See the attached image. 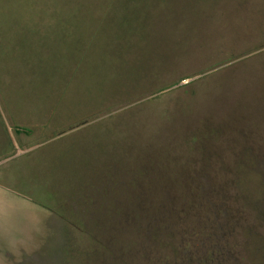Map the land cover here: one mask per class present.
I'll return each mask as SVG.
<instances>
[{
  "label": "rangeland",
  "instance_id": "1",
  "mask_svg": "<svg viewBox=\"0 0 264 264\" xmlns=\"http://www.w3.org/2000/svg\"><path fill=\"white\" fill-rule=\"evenodd\" d=\"M248 146L264 0H0V264H264Z\"/></svg>",
  "mask_w": 264,
  "mask_h": 264
},
{
  "label": "trees",
  "instance_id": "2",
  "mask_svg": "<svg viewBox=\"0 0 264 264\" xmlns=\"http://www.w3.org/2000/svg\"><path fill=\"white\" fill-rule=\"evenodd\" d=\"M16 133L18 134V130H16ZM248 149H250V147L248 146ZM246 155H241L239 156V163L240 165L243 163V159H240L241 157H247L249 158L252 162H253V166L255 168V172H256V175L260 178L262 184L264 185V156H261L260 154L258 153H255V152H252V150H248L247 153H245ZM264 203V189H263V195H262V198L261 200L259 201V205H262ZM243 210L245 211V207L243 208ZM218 219H216L215 221H217ZM237 228H235L234 230H236ZM242 230V234L246 235L247 237H255L257 238L258 240H261L263 242V245H264V236L260 233L258 227H253V226H242L241 228ZM231 230H228V233L231 232ZM240 233V234H241ZM232 234V232H231ZM192 254V256H188V262H186V264H194V261H193V255L194 253L193 252H190ZM231 254H233L231 252ZM233 256V255H232ZM234 258H237L238 255L236 253H234ZM195 257V256H194ZM215 262L214 263H210V264H237V262H240L238 259H226L227 258V255L226 253H219V254H215ZM229 258H232L231 256H229ZM239 258V257H238ZM193 261V262H192ZM192 262V263H191ZM179 264V263H177ZM181 264V263H180ZM196 264V263H195Z\"/></svg>",
  "mask_w": 264,
  "mask_h": 264
}]
</instances>
